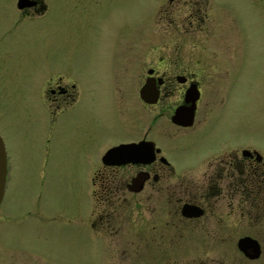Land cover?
Masks as SVG:
<instances>
[{
    "label": "rangeland",
    "instance_id": "1",
    "mask_svg": "<svg viewBox=\"0 0 264 264\" xmlns=\"http://www.w3.org/2000/svg\"><path fill=\"white\" fill-rule=\"evenodd\" d=\"M44 1L47 9L29 16L16 0H0V134L8 156L0 264H145V255L113 257L94 225L96 166L108 148L145 132L137 90L125 86L133 98L119 105L112 82L131 83L142 61L159 56L212 70L229 87L215 133L264 153V0H200L211 17L204 30L171 23L172 8L187 0ZM48 67L82 88L80 105L58 121L42 105L39 78L51 75ZM145 113L154 130L162 127L160 108Z\"/></svg>",
    "mask_w": 264,
    "mask_h": 264
},
{
    "label": "flooded vegetation",
    "instance_id": "2",
    "mask_svg": "<svg viewBox=\"0 0 264 264\" xmlns=\"http://www.w3.org/2000/svg\"><path fill=\"white\" fill-rule=\"evenodd\" d=\"M29 1L35 4L19 8L16 0L25 15L47 9L44 0ZM179 6L176 9L184 7L182 13L172 8L178 14L171 17L173 25L207 29L210 12L200 0ZM167 59L142 61L140 74L131 83L118 76L112 82L119 105L137 90L145 132L131 142L149 144L138 155L144 160L140 162L105 163L103 157L113 146L103 154L92 177L96 230L120 261L145 255V264H264V153L242 139L232 143L228 132L215 133L229 93L224 77L190 68L178 56ZM130 66L127 63V69ZM47 69L51 75L39 78L42 105L52 121H58L80 105L82 88L71 77ZM148 80L158 91L155 102L141 95ZM193 106L191 125L174 121L178 109ZM157 108L166 119L154 130L145 111ZM247 237L259 243L256 257L250 256L256 254L254 249L247 253L239 245ZM109 239L116 240L114 246Z\"/></svg>",
    "mask_w": 264,
    "mask_h": 264
},
{
    "label": "water",
    "instance_id": "3",
    "mask_svg": "<svg viewBox=\"0 0 264 264\" xmlns=\"http://www.w3.org/2000/svg\"><path fill=\"white\" fill-rule=\"evenodd\" d=\"M17 4L19 8H24L34 5L35 2L29 0H18ZM141 95L146 101L155 102L157 101L158 91L154 86L150 85L148 80L141 89ZM194 109V106L188 108L182 107L178 109L173 117L174 121L184 125H191L194 120ZM147 144H149L147 141L121 143L108 149L103 157V160L108 164L125 163L130 160L134 162L144 161L138 155H141L145 145L147 146ZM124 156H126V159H123ZM7 176L8 156L4 138L0 134V207L5 195ZM239 245L247 253L249 249H254L256 254L250 255L251 257H256L259 254V243L251 237L243 238Z\"/></svg>",
    "mask_w": 264,
    "mask_h": 264
}]
</instances>
